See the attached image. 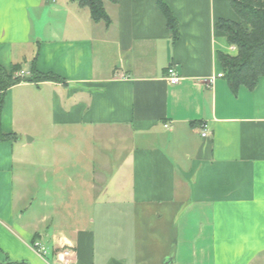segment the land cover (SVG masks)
<instances>
[{"label": "crops", "instance_id": "0c3cea01", "mask_svg": "<svg viewBox=\"0 0 264 264\" xmlns=\"http://www.w3.org/2000/svg\"><path fill=\"white\" fill-rule=\"evenodd\" d=\"M163 1L176 35L157 0L105 2L108 25L69 0H0V66L62 79L3 94L0 132L15 138L0 141V264H60L63 246L75 264H264V76L229 89L218 53L236 49L216 28L235 19L229 0ZM59 136L99 166L86 213L62 197L36 214L37 177L17 187V165L55 171L28 145L54 154Z\"/></svg>", "mask_w": 264, "mask_h": 264}, {"label": "trees", "instance_id": "16d2710c", "mask_svg": "<svg viewBox=\"0 0 264 264\" xmlns=\"http://www.w3.org/2000/svg\"><path fill=\"white\" fill-rule=\"evenodd\" d=\"M81 12H87L92 22L110 23L104 3H115L117 0H69ZM235 19L220 18L216 28L226 35L228 44L236 49L234 55L218 53L229 89L236 93L240 86L252 90L257 79L264 76V0H229ZM157 6L166 19L167 27L177 34V22L170 7L163 0H157ZM20 69L18 64L7 71L0 66V109L5 90L19 82H62L53 73H42L32 64L30 75L14 76ZM15 138L14 134H2L0 141Z\"/></svg>", "mask_w": 264, "mask_h": 264}, {"label": "rangeland", "instance_id": "374dc122", "mask_svg": "<svg viewBox=\"0 0 264 264\" xmlns=\"http://www.w3.org/2000/svg\"><path fill=\"white\" fill-rule=\"evenodd\" d=\"M43 23V22H42ZM44 22L43 24H45ZM45 28V27H44ZM48 36V35H46ZM24 76V75H23ZM22 77V76H21ZM60 137V136H59ZM25 138V136H24ZM57 146L60 149L56 150L54 154L53 152H50L48 155H41L36 153L37 149L41 148V141L37 139L34 144H29L28 146H32L31 152L33 151L31 157L34 159H38L40 165L42 163L47 162H53L57 165L55 171H49V173L43 176V172L40 169L34 170L36 167L30 168V166H27L26 170H21V165H17V173H18V181L20 184L17 185L18 189L21 188L24 189V185L29 181V178L31 174L34 175V177H37L35 181V186L33 185V188L35 190L36 199L33 200L32 204H27V207L30 211H35L36 214L43 212L44 207L42 206V203H39L42 200H51L57 198V200L62 199V197L66 198H79V203H73L71 206H79L81 212L86 213L88 210L91 211V208H89L88 197L92 193L93 188L90 186L91 183L95 182V168L99 170V166L95 167H87L85 163L81 160V156L78 154L79 152V141L76 139L71 138L69 141H64L62 137H57ZM38 147V148H37ZM34 149V150H33ZM40 152V150H39ZM109 158V156H107ZM39 168V167H38ZM105 173V172H104ZM112 176V175H111ZM48 178V179H47ZM97 184H100L99 182H95ZM101 185V184H100ZM48 187L51 190H54L55 197L46 196L44 194L41 195L42 188ZM97 188V187H96ZM95 188V189H96ZM98 189V188H97ZM99 191L96 192V195ZM87 199V200H86ZM56 207L59 210H63L62 206H68L69 204L65 202L62 203H56ZM32 206V207H29ZM51 205L49 204L48 207ZM44 211H50L44 209ZM56 221V220H55ZM59 221V220H58ZM73 219L66 221L65 224H68V222H72ZM44 224H41L40 227H43ZM56 223L51 225V228L55 227ZM50 228V227H49ZM50 228V229H51Z\"/></svg>", "mask_w": 264, "mask_h": 264}, {"label": "built area", "instance_id": "2783aa9c", "mask_svg": "<svg viewBox=\"0 0 264 264\" xmlns=\"http://www.w3.org/2000/svg\"><path fill=\"white\" fill-rule=\"evenodd\" d=\"M25 75L23 71H20L17 76H23ZM217 76H222V74H218ZM165 78L168 82V84L170 85H176L181 81V77L180 75L176 72L175 68L172 66H169L166 69V74H165ZM212 78L209 79V81H211ZM166 126V125H164ZM201 135L203 137H205L207 135V131L205 128L201 129ZM32 248L34 249V251L40 255L45 257L48 253L47 248L41 244L38 241H33L32 242ZM58 261L60 264H75V260L73 258V251L70 247L68 246H63L61 247V249L58 251Z\"/></svg>", "mask_w": 264, "mask_h": 264}]
</instances>
